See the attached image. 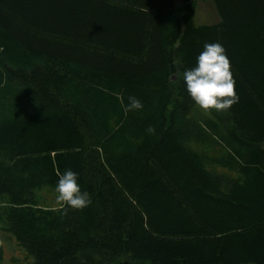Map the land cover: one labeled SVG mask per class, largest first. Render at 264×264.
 <instances>
[{"label": "trees", "instance_id": "16d2710c", "mask_svg": "<svg viewBox=\"0 0 264 264\" xmlns=\"http://www.w3.org/2000/svg\"><path fill=\"white\" fill-rule=\"evenodd\" d=\"M216 42L239 102L209 114L183 72ZM0 49L11 264H264V0H0Z\"/></svg>", "mask_w": 264, "mask_h": 264}, {"label": "clouds", "instance_id": "9594fccd", "mask_svg": "<svg viewBox=\"0 0 264 264\" xmlns=\"http://www.w3.org/2000/svg\"><path fill=\"white\" fill-rule=\"evenodd\" d=\"M183 81L191 99L205 113L224 112L239 102L231 61L219 42L204 45L197 58V65L183 72ZM117 98H120L119 95ZM142 108V102L130 96L124 111L127 114ZM146 131L154 135L156 130L150 126ZM58 176L56 203L65 215L69 208L83 210L92 203L89 193L81 191L75 172L66 170L63 174L58 173Z\"/></svg>", "mask_w": 264, "mask_h": 264}, {"label": "rangeland", "instance_id": "374dc122", "mask_svg": "<svg viewBox=\"0 0 264 264\" xmlns=\"http://www.w3.org/2000/svg\"><path fill=\"white\" fill-rule=\"evenodd\" d=\"M202 19H203L202 14L198 13V22H200L199 20H202ZM0 247L4 251V260H3V263H0V264H11L12 259L18 258V257L23 258V255H21V251L16 241L9 236H4L0 234Z\"/></svg>", "mask_w": 264, "mask_h": 264}]
</instances>
